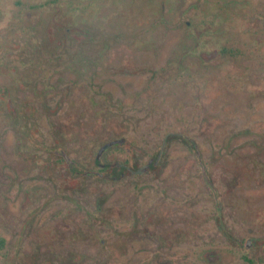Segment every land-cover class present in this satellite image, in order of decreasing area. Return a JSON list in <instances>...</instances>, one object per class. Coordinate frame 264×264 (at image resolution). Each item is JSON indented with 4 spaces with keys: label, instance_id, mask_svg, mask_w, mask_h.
Listing matches in <instances>:
<instances>
[{
    "label": "rangeland",
    "instance_id": "rangeland-1",
    "mask_svg": "<svg viewBox=\"0 0 264 264\" xmlns=\"http://www.w3.org/2000/svg\"><path fill=\"white\" fill-rule=\"evenodd\" d=\"M0 238L264 264V0H0Z\"/></svg>",
    "mask_w": 264,
    "mask_h": 264
},
{
    "label": "water",
    "instance_id": "water-1",
    "mask_svg": "<svg viewBox=\"0 0 264 264\" xmlns=\"http://www.w3.org/2000/svg\"><path fill=\"white\" fill-rule=\"evenodd\" d=\"M113 142H110V143H108V144H105L101 149H100V151H99V153H98V158L100 157V153L108 146V145H110V144H112Z\"/></svg>",
    "mask_w": 264,
    "mask_h": 264
},
{
    "label": "trees",
    "instance_id": "trees-1",
    "mask_svg": "<svg viewBox=\"0 0 264 264\" xmlns=\"http://www.w3.org/2000/svg\"><path fill=\"white\" fill-rule=\"evenodd\" d=\"M104 169H106V167L104 168ZM3 239L2 238H0V247H2V245H3Z\"/></svg>",
    "mask_w": 264,
    "mask_h": 264
},
{
    "label": "flooded vegetation",
    "instance_id": "flooded-vegetation-1",
    "mask_svg": "<svg viewBox=\"0 0 264 264\" xmlns=\"http://www.w3.org/2000/svg\"><path fill=\"white\" fill-rule=\"evenodd\" d=\"M104 168V167H103Z\"/></svg>",
    "mask_w": 264,
    "mask_h": 264
}]
</instances>
